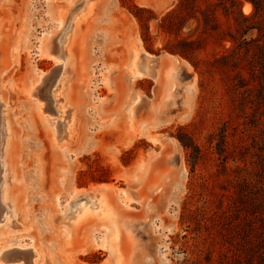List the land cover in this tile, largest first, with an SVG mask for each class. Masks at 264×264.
<instances>
[{
	"label": "rangeland",
	"instance_id": "obj_1",
	"mask_svg": "<svg viewBox=\"0 0 264 264\" xmlns=\"http://www.w3.org/2000/svg\"><path fill=\"white\" fill-rule=\"evenodd\" d=\"M73 1L0 0V101L7 131L0 264H117L94 219L70 228L61 217L92 204L93 197L79 196L102 183L127 228L128 264H258L262 253L264 258V103L258 90L246 93L255 99L249 103L228 87L237 82L234 76L226 82L219 74L201 76L174 54L181 64H159L170 71L166 79L158 81L162 72L153 78L148 70L134 77L138 49L171 54L165 47L176 43L175 36L161 32L159 23L176 1L97 0L74 40L73 64L30 95L41 75L55 68L51 56H60L53 46L68 35V29L60 31ZM134 5L148 10L147 43ZM253 10L243 1L244 14ZM234 17L217 14L226 32H235ZM196 28L191 21L182 34L191 36ZM231 46L211 38L195 58L205 69L211 67L205 60ZM139 62L151 64L143 54L138 69ZM244 74L258 85L249 69ZM186 85L195 89L188 111L182 105ZM61 124L60 137L68 125L70 138L59 137ZM226 125L229 158L223 161L217 144ZM180 128L202 147L194 172L176 137ZM143 162L152 163L137 181L135 167Z\"/></svg>",
	"mask_w": 264,
	"mask_h": 264
},
{
	"label": "trees",
	"instance_id": "obj_2",
	"mask_svg": "<svg viewBox=\"0 0 264 264\" xmlns=\"http://www.w3.org/2000/svg\"><path fill=\"white\" fill-rule=\"evenodd\" d=\"M175 7L162 17L159 23V29L169 35L175 36L176 43H170L165 50L174 55L190 61L192 66L201 76L205 74H219L222 79H231L233 76L237 82H233L228 87L235 88L246 97V93L251 90H258V99L261 104L264 103V0H175ZM243 1H249L253 5V13L246 15L242 11ZM135 12H132L145 27L142 34L144 41L147 43L151 40L149 27L145 22L143 13L147 9L139 8L134 5ZM219 10H223L227 14H235L236 30L235 32H226L220 27L217 20ZM197 23L195 33L191 36H184L183 29L191 22ZM257 31L256 37H248L250 32ZM195 35V36H193ZM217 38L218 44L223 46L224 42H230L231 47L217 53L213 56V61L205 60L204 64H210L205 69L201 68L200 61L196 59L197 52L204 49V45L211 39ZM253 51L249 60V68L244 64L248 60V56ZM249 69L251 79H257L258 85L249 84V78L245 76L244 71ZM224 82H226L224 80ZM204 85V78L201 79V86ZM251 99V98H249ZM254 103L255 99L247 100ZM228 125L220 131V141L217 144V153L223 155V161H227L229 156L225 153L228 151ZM177 139L188 152L189 161L192 165V172L196 169L197 164L203 158L202 147L196 143L191 133L186 128H180ZM100 180H106L101 179ZM261 258V259H260ZM258 264L263 258L259 256ZM250 264H255L254 260H250Z\"/></svg>",
	"mask_w": 264,
	"mask_h": 264
},
{
	"label": "bare ground",
	"instance_id": "obj_3",
	"mask_svg": "<svg viewBox=\"0 0 264 264\" xmlns=\"http://www.w3.org/2000/svg\"><path fill=\"white\" fill-rule=\"evenodd\" d=\"M97 5V0H76V2H71L67 7H66V13L68 16L63 21V29L60 31L61 35L65 33L66 30L64 28L68 29V35L64 37L62 36L61 40H59L56 44L53 46V51L54 54L60 57H54L51 56L52 58L55 59V68L52 70V72H47L41 75L39 80L35 85H33L32 90L30 91V95H36L38 92L41 91V89L48 83L49 79L51 78H56L55 75H58V73L62 70L65 71L66 68L70 65L73 64L74 58H75V51H74V40L78 36L80 32V27L81 23L91 15L93 10L95 9ZM251 4L246 3L244 6L245 11H249L251 9ZM74 10V13H73ZM73 13V15H72ZM58 39V38H57ZM65 43L63 44V42ZM140 54L145 55L146 59L151 62V64H147L142 67L143 63L141 64L139 62L137 67V60ZM167 57L161 59V57ZM169 59L171 65L173 64L174 60L177 63L181 64V61L178 60L177 56L175 57L172 54H167L166 55H156L152 56L151 54L144 52L142 53L140 49L137 50L136 52V57L134 61V67H133V76L134 77H144L146 75H149L147 71H153V73H150L153 78H155L159 73L163 70L162 68L160 69V63L163 61H167ZM171 59V60H170ZM174 62V63H175ZM170 65V67H171ZM169 67V68H170ZM168 68V69H169ZM157 70V71H156ZM170 71L168 70V73ZM64 74V73H63ZM62 74V75H63ZM54 75V76H53ZM63 86H60V96L64 95L63 93ZM61 98V97H60ZM64 98V97H63ZM61 100V99H60ZM138 98L134 101L132 104V107L136 104ZM62 111L64 110V105L60 107ZM70 124V121L68 122ZM63 126L59 127V137L60 134L62 133ZM71 127L66 126L63 135H61L63 139H68L71 136L70 132ZM6 133V135H3ZM7 131L5 129V124H4V116H3V104L0 101V214L4 212L5 210V205H4V195H3V188H2V172H3V158L5 154V149H6V143H7ZM159 154V153H156ZM156 158V157H155ZM152 157L151 160L155 159ZM152 162H147V163H139L135 167V170L137 173L135 174V180L139 181L141 178V175L147 170L148 166H151ZM135 173V171H134ZM134 175V174H133ZM131 175V176H133ZM156 182V181H155ZM150 183V182H149ZM109 185L107 184H97L92 187H90L89 192L83 193L79 197H87L92 199V204L90 205H78V208L76 209V212L70 217H68V213H64L62 217V222L64 224H67L68 227L72 228L76 226L77 224L87 221L88 219H94V224L97 225L99 228V231L102 234V243L106 246H111L112 247V252L115 254L116 258V263L117 264H128L130 261V258L127 254L128 253V248H129V243L127 240V237H125L127 232L126 225L123 223V221L120 218L119 215V208L115 204L114 201L109 199L103 191H105L108 188ZM91 191V192H90ZM128 197V196H127ZM141 198V197H140ZM128 199H131L128 197ZM141 200V199H140ZM123 205H127L126 203L123 202ZM123 244V245H122ZM117 245V251L114 253V246ZM27 248V247H23ZM22 247H17V251L25 252L24 250H21ZM3 256V255H2ZM1 256V257H2ZM9 264V263H6Z\"/></svg>",
	"mask_w": 264,
	"mask_h": 264
},
{
	"label": "crops",
	"instance_id": "obj_4",
	"mask_svg": "<svg viewBox=\"0 0 264 264\" xmlns=\"http://www.w3.org/2000/svg\"><path fill=\"white\" fill-rule=\"evenodd\" d=\"M167 61H169V59H167ZM172 61H173V63L175 62L174 60H171V62ZM161 72L162 73H161L158 81L166 79V75L169 74L166 70L164 71V69ZM173 76H174V74H173ZM174 81L176 83L177 77H176V79H174ZM194 100H195V89H194V87L192 85H186L184 87V94L182 97V105H183L184 110L188 111L189 109H192L193 104H194Z\"/></svg>",
	"mask_w": 264,
	"mask_h": 264
}]
</instances>
